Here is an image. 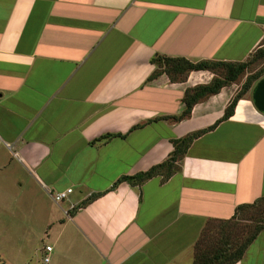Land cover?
Segmentation results:
<instances>
[{"label":"crops","instance_id":"obj_1","mask_svg":"<svg viewBox=\"0 0 264 264\" xmlns=\"http://www.w3.org/2000/svg\"><path fill=\"white\" fill-rule=\"evenodd\" d=\"M263 42L264 0H0L9 263L193 264L205 230L264 195V113L247 92L223 118L232 83L181 116L186 90L214 74L150 79L151 59L240 62ZM197 131L166 179L165 170L140 185L123 178ZM233 264H264V227Z\"/></svg>","mask_w":264,"mask_h":264},{"label":"trees","instance_id":"obj_2","mask_svg":"<svg viewBox=\"0 0 264 264\" xmlns=\"http://www.w3.org/2000/svg\"><path fill=\"white\" fill-rule=\"evenodd\" d=\"M260 60L264 61V42L246 60L240 62L210 59L193 62L186 57L156 55L151 59L155 69L149 78L152 79L164 72L171 81L184 80L192 70H209L214 74L209 83L199 84L186 90L184 95L186 108L184 115H181L185 116L189 114L195 102L217 93L223 86L234 83L248 71L251 64ZM263 77L264 67L253 71L245 77L240 89L226 107L223 118H228L233 113L238 100ZM202 132L197 131L181 138H174L172 140L173 150L164 162L156 164L146 171H141L131 176H124L123 178L132 185H140L165 170L163 179H166L178 169V161L184 155L187 146ZM221 223H223V230L220 231V237L205 230L198 239L194 246L193 264H212L213 261H217L220 257L224 258L227 264H233L239 260L248 245L264 227V195L253 202L239 204L233 217L229 220H223ZM228 226L231 228L227 232ZM237 227L241 230L238 229L239 231L235 232L234 230H237ZM0 264H6L1 257Z\"/></svg>","mask_w":264,"mask_h":264},{"label":"rangeland","instance_id":"obj_3","mask_svg":"<svg viewBox=\"0 0 264 264\" xmlns=\"http://www.w3.org/2000/svg\"><path fill=\"white\" fill-rule=\"evenodd\" d=\"M262 67H264V61H262V60H260V61H257V62H255V63H253V64H251L250 66H249V68H248V71L245 73V74H243V75H241L240 77H239V79L237 80V81H235L234 83H237L238 84V90L240 89V87H241V85H242V83L244 82V80H245V77L248 75V74H250V73H252L253 71H256L257 69H260V68H262ZM232 84V83H231ZM255 85V84H254ZM254 85L252 86V88L251 89H253V87H254ZM249 90L248 92L250 93V97H251V101H252V90ZM253 102V101H252ZM5 219V216L3 217V216H0V222H3V220ZM241 223H243V222H241ZM2 224V223H1ZM222 224V223H221ZM220 223H218V224H213V229H212V231L210 232V234H214L215 236H217V237H220V231L221 230H223V225H221ZM2 227V226H1ZM224 227H225V225H224ZM229 227V226H228ZM231 227H229V228H227V232L229 231V229H230ZM241 230L239 227H237V230H234L235 232H237V231H239V230ZM1 230H4L3 229V227H2V229ZM11 246H8V245H6L5 244V242H4V231H0V257H1V259H2V261L3 262H5L6 264H11V263H9V261H8V259L9 260H12V253H11ZM40 258V256L39 255H34V260L35 259H39ZM8 263H7V262ZM36 261V260H35Z\"/></svg>","mask_w":264,"mask_h":264},{"label":"water","instance_id":"obj_4","mask_svg":"<svg viewBox=\"0 0 264 264\" xmlns=\"http://www.w3.org/2000/svg\"><path fill=\"white\" fill-rule=\"evenodd\" d=\"M252 101L255 108L264 113V77L255 83L252 89Z\"/></svg>","mask_w":264,"mask_h":264},{"label":"built area","instance_id":"obj_5","mask_svg":"<svg viewBox=\"0 0 264 264\" xmlns=\"http://www.w3.org/2000/svg\"><path fill=\"white\" fill-rule=\"evenodd\" d=\"M72 191V188H67L65 190H61V191H57L56 193L52 194V198L55 200V201H62L63 199H65L68 194ZM45 250L46 251H51L52 250V246L50 245H46L45 246ZM49 260V257L48 256H45L44 257V261L47 262Z\"/></svg>","mask_w":264,"mask_h":264}]
</instances>
